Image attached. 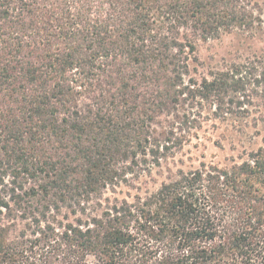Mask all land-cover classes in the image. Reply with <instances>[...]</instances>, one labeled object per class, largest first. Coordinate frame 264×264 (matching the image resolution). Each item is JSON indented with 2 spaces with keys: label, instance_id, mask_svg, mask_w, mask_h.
I'll use <instances>...</instances> for the list:
<instances>
[{
  "label": "trees",
  "instance_id": "1",
  "mask_svg": "<svg viewBox=\"0 0 264 264\" xmlns=\"http://www.w3.org/2000/svg\"><path fill=\"white\" fill-rule=\"evenodd\" d=\"M234 29L264 0H0V264H264V146L136 186L206 102L264 106V48L191 68Z\"/></svg>",
  "mask_w": 264,
  "mask_h": 264
},
{
  "label": "rangeland",
  "instance_id": "2",
  "mask_svg": "<svg viewBox=\"0 0 264 264\" xmlns=\"http://www.w3.org/2000/svg\"><path fill=\"white\" fill-rule=\"evenodd\" d=\"M261 48H264L263 35L251 37L237 29L221 32L218 37L197 40L194 54L197 62L192 63L191 68L195 67L197 76L209 77L211 72L241 62L245 58L252 57L253 54L258 55ZM261 103L259 97L252 98L251 102L243 99L241 102L243 110L235 111H249L248 113L222 117L215 116L212 113L215 107L212 103L206 102L201 117L186 124L183 144L174 152V156L166 161L168 168H155L154 170L159 174L154 172L152 177L143 175L136 186L142 191L154 190L166 180V176L173 175L178 169L196 168L201 163L220 167L229 165L233 161H240L244 153L249 150L264 146V119H261L257 112L260 111L264 116V106ZM175 120L177 119L171 116L160 119L163 125ZM122 191L121 195L124 196L125 191L130 194L136 192L135 189L125 187ZM107 194L112 195L109 192Z\"/></svg>",
  "mask_w": 264,
  "mask_h": 264
}]
</instances>
